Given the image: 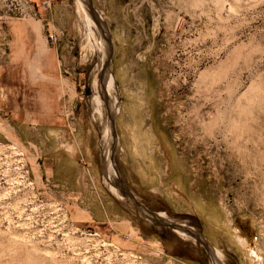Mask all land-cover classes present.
<instances>
[{
  "label": "rangeland",
  "instance_id": "1",
  "mask_svg": "<svg viewBox=\"0 0 264 264\" xmlns=\"http://www.w3.org/2000/svg\"><path fill=\"white\" fill-rule=\"evenodd\" d=\"M87 1L0 0V264H264V0H92L109 109Z\"/></svg>",
  "mask_w": 264,
  "mask_h": 264
},
{
  "label": "water",
  "instance_id": "2",
  "mask_svg": "<svg viewBox=\"0 0 264 264\" xmlns=\"http://www.w3.org/2000/svg\"><path fill=\"white\" fill-rule=\"evenodd\" d=\"M86 4L88 6L89 13H90L91 17H92L93 21L96 23V25L98 26L99 30L101 31L102 37L106 41L107 48H108L107 49V59H106V62L103 64L102 69H101V73H102L101 78H102L104 71L109 66L110 59H111L112 54H113L112 41L110 39L107 27L103 22L102 16L94 8L93 1L88 0L86 2ZM107 107L109 109V103H107ZM109 117L111 119L112 127L114 129V119L111 116V114L109 115ZM115 137H116V134H115ZM112 162L114 163L113 157H112ZM114 186H115V188L122 190L130 199H132V201L143 212V214L146 216V218H148L155 226L168 227V228H171L172 230H174L176 232L187 233L191 237L195 238L199 243H201L205 247L207 253L210 256L214 255L213 249L211 248V246L202 238V236L200 234L196 233L192 228H190L184 224L168 222L164 218H162L159 215V213L150 211L148 208H146L142 203H140L136 199V197L134 196L132 191L121 180L118 179L114 183Z\"/></svg>",
  "mask_w": 264,
  "mask_h": 264
},
{
  "label": "bare ground",
  "instance_id": "3",
  "mask_svg": "<svg viewBox=\"0 0 264 264\" xmlns=\"http://www.w3.org/2000/svg\"><path fill=\"white\" fill-rule=\"evenodd\" d=\"M85 5V4H84ZM86 7V6H85ZM86 11H87V9H86ZM88 12V11H87ZM91 18V17H90ZM92 19V18H91ZM92 22H93V24H94V26L97 28V25H96V23L93 21V19H92ZM107 59V54L105 53V60ZM106 62V61H105ZM106 75H107V80H109L110 81V84H111V88H112V90H113V88H114V86H115V80H114V77H112V72H111V69H110V67H108L105 71H104V73H103V78H102V97H103V99L107 102V103H110V100H109V97H108V93L106 92ZM113 76H115V75H113ZM116 78V77H115ZM118 85V84H117ZM116 106V105H115ZM119 106V105H118ZM118 107H115V109H114V112L116 113V114H118ZM110 122V121H109ZM109 125H108V129L107 130H110L111 132H112V134H113V130H112V127L110 126V123H108ZM112 125V124H111ZM110 131H107V132H110ZM107 134H109V133H107ZM115 136V135H114ZM116 139L117 138H114V143L116 142ZM112 148H113V146H111V149H110V156H109V158H111V154H112ZM230 154V153H229ZM228 154V155H229ZM231 155V154H230ZM229 155V156H230ZM110 160V159H109ZM111 160H112V158H111ZM233 161V160H232ZM112 166H113V163H112ZM114 175H115V178L113 179L114 180V182L117 180V172H116V170L114 171ZM163 218V217H162ZM165 219V218H164ZM165 220H168V219H165ZM179 234H182V235H186V234H184V233H182V232H178ZM187 236V235H186ZM240 238V237H239ZM244 239V238H243ZM243 239H241L240 238V240L242 241V243L244 244V241H243ZM218 259V258H217ZM216 262H217V260H215Z\"/></svg>",
  "mask_w": 264,
  "mask_h": 264
},
{
  "label": "crops",
  "instance_id": "4",
  "mask_svg": "<svg viewBox=\"0 0 264 264\" xmlns=\"http://www.w3.org/2000/svg\"><path fill=\"white\" fill-rule=\"evenodd\" d=\"M61 38H62V37H61ZM179 263H180V264H196V262H194V261H189V263H186V262L180 261Z\"/></svg>",
  "mask_w": 264,
  "mask_h": 264
},
{
  "label": "flooded vegetation",
  "instance_id": "5",
  "mask_svg": "<svg viewBox=\"0 0 264 264\" xmlns=\"http://www.w3.org/2000/svg\"><path fill=\"white\" fill-rule=\"evenodd\" d=\"M217 252H218V251H217ZM216 256H217V258H219V257H220V254H217Z\"/></svg>",
  "mask_w": 264,
  "mask_h": 264
},
{
  "label": "built area",
  "instance_id": "6",
  "mask_svg": "<svg viewBox=\"0 0 264 264\" xmlns=\"http://www.w3.org/2000/svg\"><path fill=\"white\" fill-rule=\"evenodd\" d=\"M51 39L53 40L54 38L51 36Z\"/></svg>",
  "mask_w": 264,
  "mask_h": 264
}]
</instances>
